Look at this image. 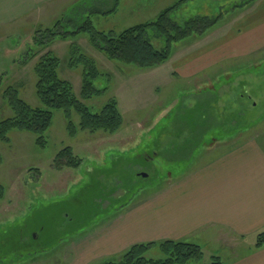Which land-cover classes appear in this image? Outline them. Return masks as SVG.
Here are the masks:
<instances>
[{
  "label": "rangeland",
  "instance_id": "rangeland-1",
  "mask_svg": "<svg viewBox=\"0 0 264 264\" xmlns=\"http://www.w3.org/2000/svg\"><path fill=\"white\" fill-rule=\"evenodd\" d=\"M237 2L240 0L186 1L183 18L220 10L221 21L203 37L179 43L168 62L149 70L132 66L122 70L81 34L55 40L50 48L60 59L58 71L72 83L74 93L80 98V67L69 65L71 47L76 45L103 72L92 80L102 93L85 103L92 112L98 111L114 97L124 122L117 134H92L81 132L74 116L77 131L69 135L62 112L54 111L45 147L38 146L25 131L10 132L9 141L0 142V184L6 189L0 205V264H100L118 258L130 246L126 237L133 242L154 226L148 222L160 205L155 200L153 206L141 205L159 192L160 196L168 194L160 201L162 206L174 205L172 175L184 172L190 161L176 150L181 138L178 133L182 127L196 124L201 105H205L201 98L209 92L217 98L220 91L246 92L251 99L240 104L250 109L245 122H264V0L239 9L232 5ZM87 3L91 9L90 0H69L64 8L54 3L49 11L42 9L48 16L38 20L32 17L42 11L30 17L0 14V120L12 115L1 95L2 86L12 84L31 106L40 105L31 71L37 57L19 63L32 44L34 30L52 25L55 19L65 22L86 15L83 7ZM104 3L96 5L100 8ZM139 3L146 6L149 1L134 5L123 1L116 16L101 17L96 25L106 31L123 30L128 27L124 23L143 19L129 17ZM154 43L158 49L163 46L161 41ZM215 134L222 137L225 133ZM66 146L75 151L81 164L57 169L54 158ZM127 211L136 214L129 219L125 237L123 229L119 234L117 230L123 228L121 214ZM22 235H30L27 244L20 239ZM160 253L157 248L147 252L150 256Z\"/></svg>",
  "mask_w": 264,
  "mask_h": 264
},
{
  "label": "trees",
  "instance_id": "trees-1",
  "mask_svg": "<svg viewBox=\"0 0 264 264\" xmlns=\"http://www.w3.org/2000/svg\"><path fill=\"white\" fill-rule=\"evenodd\" d=\"M186 1L189 0H178L160 11L155 18L125 27L118 32L96 28L90 19V15L100 12V8L97 6L100 0H90L91 9H89L88 3L86 7H83L86 15L72 16L65 22L63 19H55L50 26H39L34 30L32 44L27 46L26 51L19 59V63L23 64L37 57L31 71L34 73L35 93L39 98L40 105L31 106L19 96V91L14 85L2 86L1 95L6 106L12 111V115L0 120V142L9 141L8 134L10 132L25 131L34 136V142L38 146L45 147L47 144L46 134L52 124L54 111L62 112L69 135L77 131L73 120L74 116L78 118L77 127L80 128L81 132L102 133L104 135L117 134L122 128L124 118L114 97L104 102L98 111L92 112L85 103V101L93 102L103 91L97 89L92 81L94 78L103 75L95 59L86 55L76 45L71 47V54L73 55L69 58V65L76 68L80 67L82 76L79 98L74 93L72 83L61 77L58 71L60 59L52 52L50 46L56 39L67 40L71 39V36L81 34L87 38L91 46L109 61L116 63L122 70L126 66L143 70L157 68L172 58L173 50L175 51L179 43L203 37L207 32L213 30L222 19L220 10L216 14L207 12L204 15L195 14L186 19L183 18L184 16L181 14L185 10ZM254 1L240 0V2L232 3V5L238 9L240 7L245 8V6L248 8ZM116 2L117 0H114V5ZM202 11L201 13L205 12ZM67 25L72 28L68 29ZM154 41L157 43L161 41L163 46L161 45L158 49ZM219 93L218 98L210 92L201 98L203 100L200 101L201 104L203 102L205 105L204 107L203 104L201 105V110L195 121L196 124L182 127V132L178 133L181 138L180 142L176 144V150L183 151L186 154L185 158L190 159V161L199 154L202 143L207 144L218 138L215 134L218 131L230 135L234 134L237 128L251 124V122H245L250 109L245 105L240 106L245 98L251 99L246 92L241 91L238 94H233L220 91ZM209 102L211 103L209 104ZM250 108L254 109V106L251 105ZM180 126L181 124L179 128H181ZM207 135L208 138H206ZM201 141L203 142L200 143ZM188 144L191 147H187ZM173 157L175 156L173 155ZM80 161L81 159L75 151L66 146L60 149L53 163L56 164L57 169L62 167L72 169L78 167L81 164ZM184 172H179L175 176L172 175V180ZM5 193L6 189L0 184V205L3 203ZM24 236L22 235L20 239H24L23 243L27 244L26 240L29 239L26 238L30 235L25 236V238ZM32 239L35 240L33 236L30 237L31 241ZM263 245L264 231L257 234L253 247L260 248ZM152 248H157L161 253L148 255L147 252ZM100 264H225V262L217 254H207L197 241L168 239L135 243L124 250L115 260H105Z\"/></svg>",
  "mask_w": 264,
  "mask_h": 264
},
{
  "label": "crops",
  "instance_id": "crops-1",
  "mask_svg": "<svg viewBox=\"0 0 264 264\" xmlns=\"http://www.w3.org/2000/svg\"><path fill=\"white\" fill-rule=\"evenodd\" d=\"M67 1L0 0V14L30 17L34 13L39 14L43 8L49 11L54 3H61L60 6L64 8ZM123 1L127 5L140 2L117 0L114 5V0H100V3L106 4L100 7V12L95 13L96 19L92 17L94 14L90 15L95 27L103 28L96 25L101 17L116 16ZM147 1L146 6L140 3L135 6V12L129 15L131 18L140 15L143 19L134 24L124 23L123 27L147 22L178 0ZM46 11L32 18L38 20L42 15L47 17ZM144 11L147 13L144 14ZM49 18H53V14ZM188 146L191 147L190 144ZM200 149L199 154L188 163L184 174L172 180L175 206H162L160 201L167 199L168 194L160 196L159 192L155 199L151 197L141 205L153 206V200L160 205L154 213L155 217L151 216L153 220L148 222H153L154 226L144 231L142 238L132 242L133 239L126 237V227L136 212L127 211L121 214L123 228L117 230L118 234L123 229L130 246L168 239L194 240L207 254L219 255L225 264H264V245L254 248L252 244L257 234L264 231V122L241 126L234 134H225L207 144L202 143ZM140 215L144 220V214ZM117 219L114 221H119ZM245 241L250 244L241 247L240 244Z\"/></svg>",
  "mask_w": 264,
  "mask_h": 264
},
{
  "label": "water",
  "instance_id": "water-1",
  "mask_svg": "<svg viewBox=\"0 0 264 264\" xmlns=\"http://www.w3.org/2000/svg\"><path fill=\"white\" fill-rule=\"evenodd\" d=\"M141 175H143V176H146V174H145V173H142Z\"/></svg>",
  "mask_w": 264,
  "mask_h": 264
}]
</instances>
